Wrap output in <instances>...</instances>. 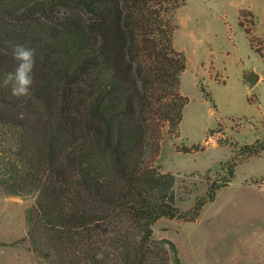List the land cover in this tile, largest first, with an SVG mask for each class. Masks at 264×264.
Instances as JSON below:
<instances>
[{"label": "trees", "instance_id": "16d2710c", "mask_svg": "<svg viewBox=\"0 0 264 264\" xmlns=\"http://www.w3.org/2000/svg\"><path fill=\"white\" fill-rule=\"evenodd\" d=\"M185 1L0 0V76L15 68V44L37 52L29 97L0 87V194L36 196L26 238L38 264H183L153 226L181 216L175 175L157 159L188 101L187 60L174 44ZM235 164L187 220L231 181Z\"/></svg>", "mask_w": 264, "mask_h": 264}, {"label": "rangeland", "instance_id": "374dc122", "mask_svg": "<svg viewBox=\"0 0 264 264\" xmlns=\"http://www.w3.org/2000/svg\"><path fill=\"white\" fill-rule=\"evenodd\" d=\"M73 16L84 22L80 11ZM176 21L174 44L187 60L180 89L188 101L178 135L166 128L157 162L175 175L181 216L159 218L153 236L175 242L183 264H264V150L247 157L264 143V0H186ZM235 47L246 81L258 74L251 86L238 82L235 62L228 64ZM198 143L204 148L185 152ZM233 161L231 181L196 220H187L210 184L227 177ZM35 199L0 194V264H38L26 238V214Z\"/></svg>", "mask_w": 264, "mask_h": 264}, {"label": "clouds", "instance_id": "9594fccd", "mask_svg": "<svg viewBox=\"0 0 264 264\" xmlns=\"http://www.w3.org/2000/svg\"><path fill=\"white\" fill-rule=\"evenodd\" d=\"M11 55L16 61L15 68L0 76V87L10 88L12 97H29L35 82L36 49L17 43L12 47ZM96 259L103 260V253H97Z\"/></svg>", "mask_w": 264, "mask_h": 264}, {"label": "crops", "instance_id": "0c3cea01", "mask_svg": "<svg viewBox=\"0 0 264 264\" xmlns=\"http://www.w3.org/2000/svg\"><path fill=\"white\" fill-rule=\"evenodd\" d=\"M237 52V48H234V51H232L228 56V64L230 63V61L235 62V67H236V72H237V79L238 82L241 84L246 85V76H244V71H245V64L241 63L242 62V58L239 57L238 55H236ZM243 64V65H242Z\"/></svg>", "mask_w": 264, "mask_h": 264}, {"label": "water", "instance_id": "95a60500", "mask_svg": "<svg viewBox=\"0 0 264 264\" xmlns=\"http://www.w3.org/2000/svg\"><path fill=\"white\" fill-rule=\"evenodd\" d=\"M257 79H258V74L256 73V72H252V73H250V75L248 76V78H247V84L249 85V86H251V85H253L256 81H257Z\"/></svg>", "mask_w": 264, "mask_h": 264}]
</instances>
